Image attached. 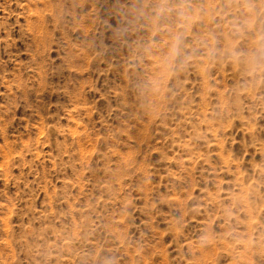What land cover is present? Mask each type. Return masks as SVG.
<instances>
[{"label":"rangeland","instance_id":"obj_1","mask_svg":"<svg viewBox=\"0 0 264 264\" xmlns=\"http://www.w3.org/2000/svg\"><path fill=\"white\" fill-rule=\"evenodd\" d=\"M0 264H264V0H0Z\"/></svg>","mask_w":264,"mask_h":264}]
</instances>
